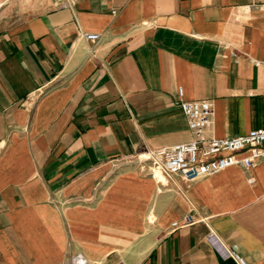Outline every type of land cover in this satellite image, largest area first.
I'll return each mask as SVG.
<instances>
[{
	"label": "crops",
	"instance_id": "obj_1",
	"mask_svg": "<svg viewBox=\"0 0 264 264\" xmlns=\"http://www.w3.org/2000/svg\"><path fill=\"white\" fill-rule=\"evenodd\" d=\"M254 61L264 0H0V264H237L211 232L264 264V158L191 182L133 159L192 139L178 87L209 136L263 128Z\"/></svg>",
	"mask_w": 264,
	"mask_h": 264
},
{
	"label": "built area",
	"instance_id": "obj_2",
	"mask_svg": "<svg viewBox=\"0 0 264 264\" xmlns=\"http://www.w3.org/2000/svg\"><path fill=\"white\" fill-rule=\"evenodd\" d=\"M97 33H85L88 40L98 38ZM264 66V61H254ZM178 103L187 119L192 139L169 147L144 149L133 156L141 162L140 169L151 177L161 181L173 176L185 182L214 174L233 165L252 167L257 159L264 158V127L233 137L216 138L207 135L212 125L213 109L207 99L186 100L183 89L177 88ZM246 153L240 156L239 153ZM186 222H192L189 215ZM176 226V223H173ZM207 240L223 257L232 258L237 264H246V260L236 250L225 247L211 232ZM71 264H90L81 253L71 258ZM116 264H127L119 260Z\"/></svg>",
	"mask_w": 264,
	"mask_h": 264
}]
</instances>
